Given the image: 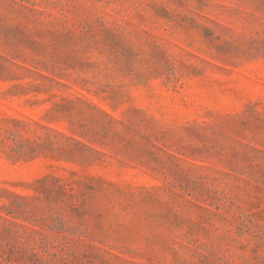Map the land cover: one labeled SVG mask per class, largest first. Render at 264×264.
Returning <instances> with one entry per match:
<instances>
[{
	"label": "rangeland",
	"instance_id": "rangeland-1",
	"mask_svg": "<svg viewBox=\"0 0 264 264\" xmlns=\"http://www.w3.org/2000/svg\"><path fill=\"white\" fill-rule=\"evenodd\" d=\"M0 264H264V0H0Z\"/></svg>",
	"mask_w": 264,
	"mask_h": 264
}]
</instances>
